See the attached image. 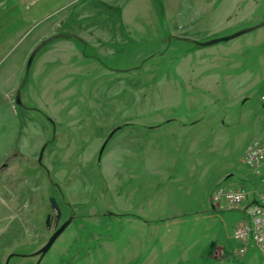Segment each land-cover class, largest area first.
Returning <instances> with one entry per match:
<instances>
[{
	"label": "rangeland",
	"instance_id": "374dc122",
	"mask_svg": "<svg viewBox=\"0 0 264 264\" xmlns=\"http://www.w3.org/2000/svg\"><path fill=\"white\" fill-rule=\"evenodd\" d=\"M0 11V264L12 253L9 264H141L153 246L155 264H208L192 253L218 245L209 264H241L244 213L209 198L246 185L245 150L264 140V0H0ZM52 197L73 220L40 258ZM144 220H158L153 234Z\"/></svg>",
	"mask_w": 264,
	"mask_h": 264
},
{
	"label": "built area",
	"instance_id": "2783aa9c",
	"mask_svg": "<svg viewBox=\"0 0 264 264\" xmlns=\"http://www.w3.org/2000/svg\"><path fill=\"white\" fill-rule=\"evenodd\" d=\"M264 100V95L262 96ZM242 161L256 171L264 180V140L249 144ZM212 202L226 206L230 210L243 209L245 217L236 225L233 236L240 242L238 255H244L254 246L262 255L264 264V204L249 201L242 188L217 190L213 193Z\"/></svg>",
	"mask_w": 264,
	"mask_h": 264
},
{
	"label": "crops",
	"instance_id": "0c3cea01",
	"mask_svg": "<svg viewBox=\"0 0 264 264\" xmlns=\"http://www.w3.org/2000/svg\"><path fill=\"white\" fill-rule=\"evenodd\" d=\"M173 37L176 38V39H179V40L180 39H182V40H192L189 37H182L181 38V37L175 36L174 34H173ZM253 172L258 176V178L260 177V179L264 182L263 177L261 175H259L256 171H254L253 169L250 168V170L247 173L244 174V179H245L246 185L245 184H241L239 187H236L235 189H238V188L244 189L246 191L247 195H248L249 201H259V202L264 204V188H262V189L260 188L259 182H256L255 184L253 183ZM209 201L212 203L214 210L222 207V206H219V205L217 206V205L213 204L212 196L209 198ZM239 210H241L244 213L243 209H239ZM206 211L207 210H203V213L206 212ZM200 216H203V215L197 214V217H200ZM204 216H208V215L205 214ZM244 217H245V214H244ZM244 217H242V219ZM157 221L158 220H151V221L150 220H144L145 224L148 223L147 225H145V227L149 226V228L152 229L151 234H153V232H154L153 229L156 228L157 226H159V222H157ZM169 223H170L169 221L166 222V224H169ZM168 226H170V225H168ZM171 244H172V242L171 243L168 242L164 246L165 247V251H172L169 248L171 246ZM256 250L257 249L255 247L251 246L249 248V250L244 255H238L237 254L239 257H241L243 259L241 264H263L262 255H260L259 261H257L258 257H257ZM155 253H157V249H156L155 246H153V247L150 248V250H148L146 252V255H144V257L142 258L141 264H155L156 260L158 259L157 256L155 255ZM224 253H225V248L224 247H220L218 245L212 252H209V251L205 252V250H204V252L201 251L200 253H198L196 255H194L195 253H192L193 258L191 257L190 260H199L201 258L202 261L205 259L206 260L205 262L209 264L211 262V259H213V258H217V259L221 258L222 259L224 257ZM236 253H237V251H236ZM166 255H167L166 262H168L169 264H174V263L178 262V257H174V259L172 260L173 257H171V259H169L168 258V254H166Z\"/></svg>",
	"mask_w": 264,
	"mask_h": 264
},
{
	"label": "water",
	"instance_id": "95a60500",
	"mask_svg": "<svg viewBox=\"0 0 264 264\" xmlns=\"http://www.w3.org/2000/svg\"><path fill=\"white\" fill-rule=\"evenodd\" d=\"M262 25H264V22L261 23V24L258 25V26H262ZM255 28H256V27H251V28L242 29V30H240V31H238V32H236V33L230 35V36H224V37H220V38L213 39V40H211V41H209V42H207V43H204V45H210V44H214V43L221 42V41H228V40H230V39H232V38H235V37H238V36H240V35H242V34H245V33L249 32V31H251V30H253V29H255ZM65 36H66V35H64V34H57V35L51 36V37L47 38L46 40H44V41H43L38 47H36V48L34 49V51L32 52L31 56L29 57L28 64H27V69H28V70L30 69V67H31V65H32V63H33V60H34L36 54L40 51V49H41L44 45H46V44H48V43H50V42H52V41H54V40H56V39H59V38H61V37H65ZM72 37L79 38L77 35H72ZM17 103L22 104V101H21V94H20V93H18V95H17ZM22 105H23V104H22ZM114 132H115V131H113V132L110 134L109 138L112 137V135H113ZM45 148H46V145H45V146L42 148V150H41L40 157H39V161H40V162L42 161V158H43V154H44ZM50 203H51V207H52V209H53V210L55 211V213H56V215H55V220H56V228H57V229L55 230V232L53 233V235H52L51 238L49 239L48 243H47V244H46V245H45V246L39 251L40 258H43V257L45 256V254L50 250V248H51V247L53 246V244L55 243L56 239L60 236V234H61V233H62V232L68 227V225H69V224L72 222V220H73V218L71 217V218H69L67 221H65L64 223H62L61 226L58 227V225H59V223H60V221H61V217H62V210H61V208H60V206H59L57 200L55 199V197H52V198L50 199ZM51 217H52L51 214H49L48 217H47V225H50ZM16 255H17V254H15V253L10 254V255L8 256V258H7L6 264H9V263H10V260H11L14 256H16Z\"/></svg>",
	"mask_w": 264,
	"mask_h": 264
},
{
	"label": "flooded vegetation",
	"instance_id": "af4514ba",
	"mask_svg": "<svg viewBox=\"0 0 264 264\" xmlns=\"http://www.w3.org/2000/svg\"><path fill=\"white\" fill-rule=\"evenodd\" d=\"M52 217H51V221H50V224L52 223V225H53V233L55 232V230L57 229V228H55L56 227V220H55V216H53V215H51ZM62 225V223L60 222V224L58 225V227L59 226H61Z\"/></svg>",
	"mask_w": 264,
	"mask_h": 264
}]
</instances>
